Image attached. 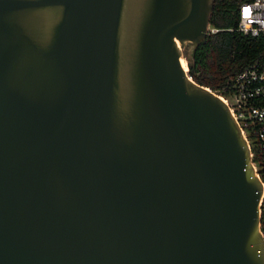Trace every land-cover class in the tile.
<instances>
[{"label": "water", "instance_id": "water-1", "mask_svg": "<svg viewBox=\"0 0 264 264\" xmlns=\"http://www.w3.org/2000/svg\"><path fill=\"white\" fill-rule=\"evenodd\" d=\"M212 9L0 0V264H264L247 140L181 63Z\"/></svg>", "mask_w": 264, "mask_h": 264}, {"label": "trees", "instance_id": "trees-1", "mask_svg": "<svg viewBox=\"0 0 264 264\" xmlns=\"http://www.w3.org/2000/svg\"><path fill=\"white\" fill-rule=\"evenodd\" d=\"M242 1L213 0L209 25L218 31H209L192 54L184 51L191 78L224 97L231 95L234 80L244 67L264 59V36L244 35L235 30ZM259 170L264 179V170ZM261 221H264V205Z\"/></svg>", "mask_w": 264, "mask_h": 264}, {"label": "built area", "instance_id": "built-area-1", "mask_svg": "<svg viewBox=\"0 0 264 264\" xmlns=\"http://www.w3.org/2000/svg\"><path fill=\"white\" fill-rule=\"evenodd\" d=\"M227 30L232 31L234 28ZM235 30L244 35L264 36V0H243L241 2L239 21ZM209 31L214 33L218 29L209 25ZM222 99L247 140L254 171L262 183L259 228L264 241V221H261L264 205V179L259 170V168L264 170V59L244 67L234 80L231 95L222 96Z\"/></svg>", "mask_w": 264, "mask_h": 264}, {"label": "bare ground", "instance_id": "bare-ground-1", "mask_svg": "<svg viewBox=\"0 0 264 264\" xmlns=\"http://www.w3.org/2000/svg\"><path fill=\"white\" fill-rule=\"evenodd\" d=\"M181 63H182L184 70L187 71L188 67H187V63H186L185 59H182Z\"/></svg>", "mask_w": 264, "mask_h": 264}, {"label": "rangeland", "instance_id": "rangeland-1", "mask_svg": "<svg viewBox=\"0 0 264 264\" xmlns=\"http://www.w3.org/2000/svg\"><path fill=\"white\" fill-rule=\"evenodd\" d=\"M185 51H187V50H185Z\"/></svg>", "mask_w": 264, "mask_h": 264}]
</instances>
